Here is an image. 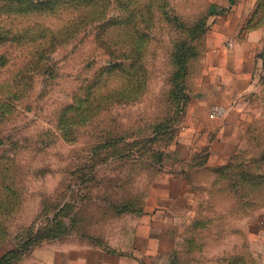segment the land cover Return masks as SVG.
<instances>
[{"label":"rangeland","instance_id":"374dc122","mask_svg":"<svg viewBox=\"0 0 264 264\" xmlns=\"http://www.w3.org/2000/svg\"><path fill=\"white\" fill-rule=\"evenodd\" d=\"M224 1L0 0V238L43 240L18 264H264V69L237 148L193 110Z\"/></svg>","mask_w":264,"mask_h":264},{"label":"crops","instance_id":"0c3cea01","mask_svg":"<svg viewBox=\"0 0 264 264\" xmlns=\"http://www.w3.org/2000/svg\"><path fill=\"white\" fill-rule=\"evenodd\" d=\"M224 2L226 4L219 12L218 27L214 38H211L205 68L199 80L200 89L195 91L193 110L209 116L212 105H225L228 112L219 118L221 128L217 134L211 133L210 138L212 142L220 141L225 146L234 139L237 148L248 124L257 122L263 115L258 96L263 86L260 74L264 69V3L262 0ZM133 244L136 248V243ZM8 249L0 245V256ZM60 251H63L61 260L49 263L44 259L45 264L93 262L91 254L77 259L76 256L70 258L69 249ZM124 254L111 252L108 258L105 256L102 264H122ZM113 255L119 257L115 263L112 261Z\"/></svg>","mask_w":264,"mask_h":264},{"label":"trees","instance_id":"16d2710c","mask_svg":"<svg viewBox=\"0 0 264 264\" xmlns=\"http://www.w3.org/2000/svg\"><path fill=\"white\" fill-rule=\"evenodd\" d=\"M74 1V0H72ZM264 3V0H262V4ZM214 12V11H213ZM206 25V21H199L197 24H195L194 27L191 29V39L187 40L183 45L180 44V47L175 52V57L177 59V63L180 64L179 69L174 73V77H176V80L178 78H183L188 73V67L186 66V60L187 57H190V55L195 53V46L193 45V42L198 39L199 33L204 31ZM183 84V83H181ZM183 89V86L180 88V91ZM176 96L178 95V91L174 90ZM140 158V157H139ZM43 240H37V238H34L33 236L30 238V242L28 243H16L13 244L10 249L5 251L0 256V264H18L19 259H21L25 254H28L26 252L32 250L37 245H40ZM7 243H5V240H2L0 238V245L6 246Z\"/></svg>","mask_w":264,"mask_h":264},{"label":"built area","instance_id":"2783aa9c","mask_svg":"<svg viewBox=\"0 0 264 264\" xmlns=\"http://www.w3.org/2000/svg\"><path fill=\"white\" fill-rule=\"evenodd\" d=\"M211 111L213 116L222 117L227 113V108L222 104H214Z\"/></svg>","mask_w":264,"mask_h":264}]
</instances>
